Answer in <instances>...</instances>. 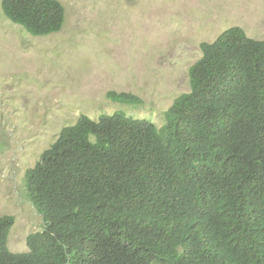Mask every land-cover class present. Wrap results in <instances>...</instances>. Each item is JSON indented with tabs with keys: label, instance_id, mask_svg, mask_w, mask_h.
Here are the masks:
<instances>
[{
	"label": "trees",
	"instance_id": "obj_1",
	"mask_svg": "<svg viewBox=\"0 0 264 264\" xmlns=\"http://www.w3.org/2000/svg\"><path fill=\"white\" fill-rule=\"evenodd\" d=\"M2 11L34 37L66 25L59 0ZM201 49L162 127L121 111L63 129L26 174L44 229L14 253L0 217V264H264V40L234 27Z\"/></svg>",
	"mask_w": 264,
	"mask_h": 264
},
{
	"label": "rangeland",
	"instance_id": "obj_2",
	"mask_svg": "<svg viewBox=\"0 0 264 264\" xmlns=\"http://www.w3.org/2000/svg\"><path fill=\"white\" fill-rule=\"evenodd\" d=\"M0 0V217L15 224L9 249L28 252L44 229L26 174L81 116L125 112L162 127L163 113L191 92L203 43L242 27L264 40V0H59L66 25L34 37L10 22ZM131 93L132 107L108 99Z\"/></svg>",
	"mask_w": 264,
	"mask_h": 264
}]
</instances>
